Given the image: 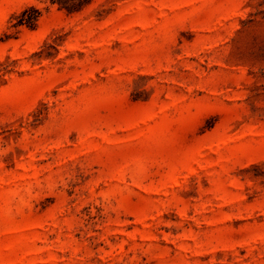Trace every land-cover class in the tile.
Masks as SVG:
<instances>
[{
  "label": "rangeland",
  "instance_id": "obj_1",
  "mask_svg": "<svg viewBox=\"0 0 264 264\" xmlns=\"http://www.w3.org/2000/svg\"><path fill=\"white\" fill-rule=\"evenodd\" d=\"M0 264H264V0H0Z\"/></svg>",
  "mask_w": 264,
  "mask_h": 264
},
{
  "label": "trees",
  "instance_id": "obj_2",
  "mask_svg": "<svg viewBox=\"0 0 264 264\" xmlns=\"http://www.w3.org/2000/svg\"><path fill=\"white\" fill-rule=\"evenodd\" d=\"M48 2L51 6H57L60 10L73 14L81 12L84 8L93 4L95 0H48ZM47 9H49V7L45 8V10ZM43 14L44 9L37 8L36 6L28 7L16 17L17 23L14 26L34 28L37 26ZM58 46V43L54 42L52 48L57 50ZM35 56L38 57V53H36Z\"/></svg>",
  "mask_w": 264,
  "mask_h": 264
}]
</instances>
